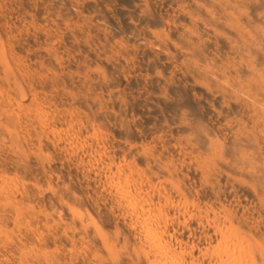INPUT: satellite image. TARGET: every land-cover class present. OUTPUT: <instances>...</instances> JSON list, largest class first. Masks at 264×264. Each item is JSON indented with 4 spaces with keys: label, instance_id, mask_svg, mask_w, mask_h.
Here are the masks:
<instances>
[{
    "label": "rangeland",
    "instance_id": "374dc122",
    "mask_svg": "<svg viewBox=\"0 0 264 264\" xmlns=\"http://www.w3.org/2000/svg\"><path fill=\"white\" fill-rule=\"evenodd\" d=\"M0 264H264V0H0Z\"/></svg>",
    "mask_w": 264,
    "mask_h": 264
}]
</instances>
